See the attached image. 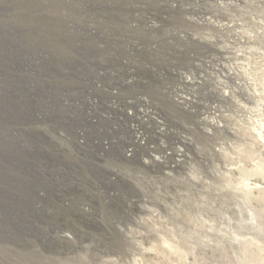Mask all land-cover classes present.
Wrapping results in <instances>:
<instances>
[{
  "label": "rangeland",
  "instance_id": "1",
  "mask_svg": "<svg viewBox=\"0 0 264 264\" xmlns=\"http://www.w3.org/2000/svg\"><path fill=\"white\" fill-rule=\"evenodd\" d=\"M263 65L264 0H0V264H238Z\"/></svg>",
  "mask_w": 264,
  "mask_h": 264
},
{
  "label": "bare ground",
  "instance_id": "2",
  "mask_svg": "<svg viewBox=\"0 0 264 264\" xmlns=\"http://www.w3.org/2000/svg\"><path fill=\"white\" fill-rule=\"evenodd\" d=\"M249 70L250 68L245 69L244 74L251 77V81H253V92L257 101L254 107V116H252L253 122L249 125L250 128L247 129L245 134L249 139L241 149L237 150V153L246 160L254 161L256 159L257 161L251 166L243 164L238 167L239 182L237 181V184L234 183L231 172H227L224 182L226 186L240 192L244 203L251 205L253 201H256L259 205L257 208L249 209L250 221H252L257 231L256 235L253 236L254 238L241 240L238 231L233 232L238 243L237 248H235L237 263L264 264V189L255 185L252 187L250 183L251 179L255 177H260L264 181V160L261 158V153L254 149V146L259 142H264V65L255 68L252 72H249ZM161 243L167 251L178 255L181 259H185L193 251V249L189 252L186 251L180 246L179 242L177 243V241L171 239L164 238ZM157 250L164 251L162 248Z\"/></svg>",
  "mask_w": 264,
  "mask_h": 264
}]
</instances>
